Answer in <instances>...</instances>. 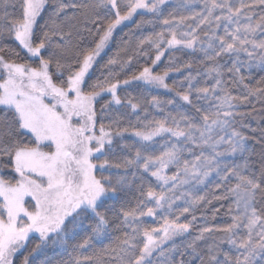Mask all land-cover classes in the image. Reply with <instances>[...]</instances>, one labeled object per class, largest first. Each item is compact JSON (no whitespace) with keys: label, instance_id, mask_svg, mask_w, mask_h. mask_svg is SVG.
Here are the masks:
<instances>
[{"label":"snow or ice","instance_id":"1","mask_svg":"<svg viewBox=\"0 0 264 264\" xmlns=\"http://www.w3.org/2000/svg\"><path fill=\"white\" fill-rule=\"evenodd\" d=\"M127 21L153 31L126 34L100 65ZM185 52L200 56L180 61ZM138 57L151 66L120 77ZM256 68L264 0H0V264H37L49 247L60 259L41 264H264V128L257 165L237 127L251 129L257 105L264 121ZM132 81L147 87L122 99ZM133 184L134 206L104 210ZM221 207L230 222L208 226ZM198 209L203 224L186 239Z\"/></svg>","mask_w":264,"mask_h":264},{"label":"trees","instance_id":"2","mask_svg":"<svg viewBox=\"0 0 264 264\" xmlns=\"http://www.w3.org/2000/svg\"><path fill=\"white\" fill-rule=\"evenodd\" d=\"M120 2V0H118V3ZM152 14L151 13H145L143 15V19L147 20L149 18H151ZM141 19V15L140 12H138V14L136 15V17L133 19L137 22H139V20ZM159 28V26H158ZM157 28V30H158ZM151 31H153L152 27L150 25H143L140 29H137L135 27V24H133L131 21L130 22H126L124 24H122V26H120V28H118L116 30V32L114 33V43L110 44L105 52L101 55V57L98 59V63L100 65H103L107 62L108 58L112 57L119 49L120 46L122 44L123 39L126 38V34L127 36H130L133 40V42H135V40L137 39V37L140 34H148ZM222 34V32L220 33ZM4 43L9 44L12 48H18V46L12 42V41H4ZM145 47H147V45H145ZM171 51V50H169ZM130 53H125V52H121V55H127ZM5 55H7L5 53ZM169 53L165 52L164 56L161 58V61L153 68L154 72H161L162 74V69L164 67L167 66V57H168ZM180 56V61L183 60H190V59H195V58H199L200 54L197 53L195 54V56H190L188 55L186 52L185 53H179ZM147 60L146 57H138L133 59V62L131 65H129L124 72L120 73V77L125 78V73H127V76L130 77L133 73H137L142 70V66H151L150 64H145L144 62ZM139 61V62H138ZM178 61V62H180ZM221 62H225L222 58ZM197 67H199V65H197ZM189 71L188 69H183L181 72H170L169 76L167 78V82L171 85L174 81H178V80H183V74L185 72ZM264 73V70L256 68L253 70V74H252V79L256 80V78L261 77V74ZM96 76L100 75V71H96L95 72ZM210 83V82H209ZM127 87V92H125L123 89ZM146 85H143L142 82L139 81H132V83L128 86H124L121 85V88L117 90L118 94L121 96L122 99H124V97L126 95L131 96V97H137L139 94L143 93V90L146 88ZM151 95H156L158 96L161 100H168V99H172L174 98V93H170L167 91H162V90H156V89H151ZM151 95H146V100H150L151 99ZM104 96H108V94L104 95ZM178 103L183 104V101H179L178 98H176ZM133 102H136L135 100ZM260 106L257 105L256 108ZM185 108L188 109V106L185 105ZM189 111H191L190 109H188ZM151 111L153 112L154 115H157L158 117L160 115H162L161 113L155 112L154 109H151ZM242 111H246V112H251V109L248 107H244L242 108ZM252 116H256L259 117L260 113H251ZM247 123L251 124V129L246 128V127H240L239 125L237 126L238 129L240 131H242L245 135H247L249 137L248 140V145L250 146V148L253 150V152L255 153L254 155H252L251 159L257 162H259L260 159V151H261V147L262 145L257 143L258 140L261 139L262 133H261V129L264 128V121L260 122L258 119H252L251 117L248 118ZM254 129V130H252ZM239 157H237V160L239 161ZM153 184H156L154 178H151ZM178 203H182V202H178ZM225 204L227 202H224ZM219 205L217 203H213V205L209 206L208 212L207 214L209 216H211V211L212 208L214 207H218ZM176 206H174L175 208ZM225 211L226 209L221 207L220 208V212L216 214L215 219H209L207 221L208 226H219V224L221 225H226L225 222L229 221L230 222V218L225 215ZM196 216L198 217V219L196 221L193 222L192 225V230L190 233L186 234V239H191L194 235L198 234L200 227L203 224V221L199 219V217L202 215V212L198 209L196 211ZM180 220L182 222H188L191 220V214H185L183 216L180 217ZM228 222V223H229ZM206 235H211V234H206ZM217 235H220L219 233H217ZM178 243H182L181 240H178ZM202 243V242H201ZM225 249H227V245L224 246ZM58 253L56 249L49 247L46 250L45 254H38V257H43V256H47V255H53ZM188 257H186L187 259ZM193 264H198V261H193Z\"/></svg>","mask_w":264,"mask_h":264},{"label":"rangeland","instance_id":"3","mask_svg":"<svg viewBox=\"0 0 264 264\" xmlns=\"http://www.w3.org/2000/svg\"><path fill=\"white\" fill-rule=\"evenodd\" d=\"M142 10H139L138 12H141ZM138 14V13H137ZM136 16L133 17V19L135 18ZM127 22H130V21H127ZM126 23V22H125ZM122 26V25H121ZM120 28V26L118 27ZM117 28V29H118ZM116 29V30H117ZM106 50V48H105ZM105 50L101 53V55L105 52ZM101 57V56H100ZM99 57V58H100ZM98 58V59H99ZM264 76V73L261 74V77ZM261 77H258L256 78V80L260 79ZM156 90H162V91H166L164 89H156ZM107 93H105L104 95H106ZM257 110L254 112V113H260L259 112V107L256 108ZM257 119L260 121V122H263L261 121L258 117ZM127 140L131 141L132 139H134L133 137H130V136H127L125 137ZM155 186V184H153ZM139 190H138V184H133L130 188L126 189L124 193H121L120 194V198H119V201H116V200H109L108 204L105 206V209L104 210H107L109 209L111 206H115V211L116 213L118 214V211H119V208L121 206H124V207H130V206H134L135 203H136V200L139 199ZM109 215L110 218H112L113 221H115L117 219V216L113 214L112 211H108L107 213ZM158 215H160L158 213ZM172 218V217H170ZM144 222H145V225L146 226H157V223L158 221L154 220L153 218L151 217H144L143 218ZM229 221L225 222L226 224L228 223ZM219 226H224V225H220ZM120 235V230L118 229H113L111 234H110V239L108 242H111L112 239H114L116 236ZM39 240H38V237L36 238V240L34 241V243H38ZM53 260V261H56L58 259H60V256L58 255V253L56 254H53V255H47L46 257L43 256V257H38L37 258V264H41V262H46L48 260Z\"/></svg>","mask_w":264,"mask_h":264}]
</instances>
